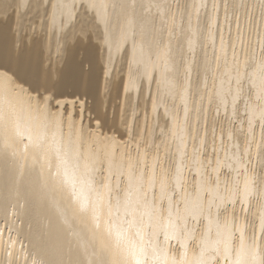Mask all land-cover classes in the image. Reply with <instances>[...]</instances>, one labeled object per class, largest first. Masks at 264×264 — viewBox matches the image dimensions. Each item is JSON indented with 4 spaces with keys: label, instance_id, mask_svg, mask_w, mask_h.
<instances>
[{
    "label": "bare ground",
    "instance_id": "6f19581e",
    "mask_svg": "<svg viewBox=\"0 0 264 264\" xmlns=\"http://www.w3.org/2000/svg\"><path fill=\"white\" fill-rule=\"evenodd\" d=\"M132 2L133 0H0V12H4L3 15L11 14H6L4 9H13L12 15L6 16L10 26L4 27V23L0 25V64L3 65L0 71L8 72L17 84L23 83L29 91L33 87L55 82L64 93L57 99L69 100L67 108L73 114L76 111H73L76 107L73 105V97H78V100H83L84 96L91 98L89 109L96 116V119H91L100 120L101 124L98 122L92 129L93 120L91 125H88L89 121L83 122V111L78 109L80 114H74L83 125L85 140H88L89 132L99 134L94 137L97 140L94 147L103 148L108 142L100 137L114 138L118 144L111 147L115 149L117 157L130 154L134 163L139 158L142 165L147 166L145 171L153 165V158L158 156L159 163L165 167L173 161L179 163L185 181L190 182L199 179L198 168L193 164L194 151L198 154L197 158L213 161L208 168V172H211L217 158L221 162H232L231 158L239 153V149L233 145L242 148L244 142L251 141L253 137L255 143H260L264 136V128L260 127L262 122L258 117L253 119L250 133L248 119L251 113L245 110V101L249 95L255 99V84L244 79L235 114L231 97L226 98V110L216 95L219 80L216 82L217 88L214 89L211 72H206L204 68L206 61L209 67L212 66L213 47L205 42L196 49L194 56H190L187 44L181 36V29L187 27L186 21L177 15L173 22L172 17L177 11L176 4L190 5L192 0H134L135 7H127ZM239 2L240 0H228L229 23L234 15L238 16L243 29L245 15L248 14L254 16L255 23L259 24V0H248L249 3H256L255 8L246 11L237 8L234 12L232 5ZM208 11L211 13V0ZM203 15L201 12V17ZM217 16L218 27L224 31L222 8ZM129 19L131 24L128 23ZM26 29L30 33L28 37L34 34L36 36L25 45L22 40ZM167 29L173 30L167 67L175 70L176 81L184 82V65L191 62L188 72L191 87L187 94L180 88L172 87L161 76L165 65L157 59L156 52L169 39ZM89 30L94 41H98L99 59L96 60V55L92 54L88 58V69H83V65L80 67L74 58L72 46L67 47V43H70L76 33L82 36L88 34ZM232 31L234 34V25ZM224 34L227 38L226 31ZM243 52L254 57L258 64L261 55L259 40L254 36L251 47L246 44ZM219 54L217 43L215 55ZM236 54L241 60L244 59L239 45ZM231 59L229 52V62ZM253 71L255 69L247 70L248 73ZM205 83L207 87L204 86ZM6 88L11 89V86L7 85ZM197 88L199 94L192 96ZM186 95L188 122L191 125V136L195 140L190 139L189 134L184 131ZM109 102H116L113 104L114 108L110 104L113 110L106 108L111 113L113 111L110 118L104 116L107 114H103L106 109H102ZM26 105V97L14 89L0 93V107L6 110L9 106L22 109ZM210 108L226 115L225 122L218 131L214 129V120L207 115ZM21 116L23 124V112ZM174 117L177 118L175 122ZM99 125L103 127L102 132L101 128L98 129ZM203 125L207 127L201 132L200 127ZM228 133H231V139ZM4 135V130L0 128V143ZM8 135L14 136L11 126L8 127ZM181 136L187 145L183 159L177 152ZM252 151L254 153L255 149ZM251 159L252 166L259 168V158L253 154ZM118 163L117 159L114 166ZM49 164L50 171L54 173L57 165L54 156L49 157ZM103 167L106 168V165ZM48 176V169L42 175L39 166H34L31 161L22 165L18 157H9L7 162L0 160V264H47L52 259L77 261L82 258L78 245L92 237L95 231L94 222L89 215L76 211L70 190L54 188ZM112 179L122 184L125 177L113 176ZM185 181H181L182 187L176 190L177 193L184 191ZM169 182L173 185L176 183L174 165ZM153 191L158 194V189ZM193 192L194 188L188 186L189 197ZM160 239L163 240V235ZM106 242L111 243L107 240ZM170 245L176 246V241H170ZM92 251L89 247L85 255L91 258Z\"/></svg>",
    "mask_w": 264,
    "mask_h": 264
},
{
    "label": "snow or ice",
    "instance_id": "6c2138e0",
    "mask_svg": "<svg viewBox=\"0 0 264 264\" xmlns=\"http://www.w3.org/2000/svg\"><path fill=\"white\" fill-rule=\"evenodd\" d=\"M127 7L134 8V0ZM232 7L235 12L237 8L246 11L257 5L240 0ZM258 7L259 24L255 23L254 16L246 14L243 29L238 16L234 15L229 23L228 0L219 3L211 0V13L208 11L209 0H192L190 5L177 3L176 14L172 17L173 22L177 15L186 21L187 27L181 29V36L190 56H194L196 49L205 42L213 47L212 66L209 67L206 61L204 68L211 72L214 89L219 80L216 95L226 110V98L231 97L235 114L244 79L255 84V99L249 95L245 101V110L251 113L248 119L250 133L253 119L257 117L262 122L260 127L264 128V0H259ZM221 8L227 38L218 27L217 12ZM128 23L132 21L129 19ZM232 25L235 26L234 34ZM167 32L168 41L156 52L157 59L165 65L161 76L172 87L187 94L191 87L188 79L191 62L184 65V82L176 81L175 70L167 67L173 30L167 29ZM254 36L259 40L261 53L258 64L254 57L243 52L246 44L251 47ZM217 43L219 56L215 55ZM238 45L243 60L236 54ZM250 68L255 71L248 73ZM7 85L26 97L27 105L22 109L0 107V128L5 133L0 143V160L7 162L9 157H18L22 165L31 161L34 166H39L42 175L48 169V179L53 187L68 188L76 211L89 215L94 222L92 237L78 245L81 259H52L47 264H264V136L258 144L253 137L251 141L246 140L242 148L233 145L239 153L231 158L232 162H221L217 158L211 172L208 168L213 161L197 158L194 151L193 164L198 168L199 179L189 182L185 181L182 167L175 161L165 167L156 156L153 165L145 171L147 166L142 165L139 158L134 163L130 154L117 157L111 147L118 144L114 138L100 137L108 143L103 148L94 147L97 145L94 137L99 134L89 132L88 140H85L83 125L76 118L78 114L68 111V101L57 99L64 93L55 82L29 91L23 83L17 84L8 72L0 71V93L11 90L6 88ZM198 94L199 88L192 96ZM185 100L184 131L195 140L188 122L187 95ZM176 119L174 117V122ZM9 126L13 128L14 136L8 135ZM228 135L231 139V133ZM186 147L181 136L177 147L181 159L186 155ZM253 154L259 158V168L252 166ZM50 156L57 161L54 173L50 171ZM117 159L119 163L114 166ZM173 165L174 185L169 182ZM113 176H123L125 180L122 184L117 183ZM181 181H185L184 191L177 193L176 190L182 187ZM188 186L194 188L191 197L187 193ZM155 189L158 194L153 191ZM174 196L178 198L173 199ZM170 241H176V246H171ZM89 247L93 250L91 258L85 255Z\"/></svg>",
    "mask_w": 264,
    "mask_h": 264
},
{
    "label": "rangeland",
    "instance_id": "374dc122",
    "mask_svg": "<svg viewBox=\"0 0 264 264\" xmlns=\"http://www.w3.org/2000/svg\"><path fill=\"white\" fill-rule=\"evenodd\" d=\"M220 2V0H218L217 1V3H219ZM8 10V9H7ZM7 10H5L4 9V11H5V13L6 14H8V13H11V14H8L9 16H11L12 15V13H13V9H12V11H11V9H9L8 10V12H6ZM4 13V12H3ZM3 13H1L0 12V25H2L3 23H4V27H6V26H10V25H8L9 23V21L8 20H6L7 19V17H8V15H3ZM1 14L3 15V16H1ZM7 16V17H6ZM3 17V18H2ZM3 20V21H2ZM8 23V24H7ZM28 29H26V32H24L23 34L26 36H24V38H23V44H28V40L30 41V39L33 37V38H35L34 36H36L35 34L34 35H32L31 37L29 36L28 37V35L30 34H28V31H27ZM91 33V31L89 30L88 31V34L86 33L85 35H86V37H85V35H82V36H80V33H76L75 34V36L73 37V39L72 40H74L73 41V43H72V40L70 41V43L68 42L67 43V47L68 46H72V50H73V55H74V58L77 60V62L80 64V67L81 68H83V69H88V67L87 66H89V60H88V58L89 57H92V54H93V56H95L94 58L96 59V60H98L99 59V47H98V41L96 40V41H94V38H93V35H92V33ZM84 36V37H83ZM32 38V39H33ZM82 38V39H81ZM85 38H86V42H85ZM78 40H80V41H78ZM82 41V42H81ZM86 43V45H85V43ZM81 42V43H80ZM79 43V44H78ZM73 44V45H72ZM76 46V47H75ZM82 50V51H81ZM77 53V54H76ZM86 55V57H84ZM90 55V56H89ZM77 57V58H76ZM78 57H80V58H78ZM86 58V59H85ZM82 59V60H81ZM84 60V61H83ZM84 63V64H83ZM99 65H101V64H99ZM60 66V65H59ZM85 66V67H84ZM61 67V66H60ZM58 69H60V68H58ZM58 71V70H57ZM56 78H57V74H56V76H55ZM100 95L98 94V97H99ZM85 98V99H84ZM84 98H83V100L81 99V100H78V97H73V100L72 101H74V104L73 105H75L74 107L75 108H73V111H75L77 114H80V112H84V114H83V112H82V120H83V122H85V123H87L88 121H89V123H88V125H91V123H92V120L95 118L96 119V116L94 115V113H92V110H90L89 109V107H90V104H91V98L89 99L88 97H86V96H84ZM100 102H101V98L99 97V99H98ZM116 100H118L119 101V99H116ZM115 100V101H116ZM69 101V100H68ZM82 101H83V104H82ZM70 102V101H69ZM68 102V103H69ZM80 102V103H79ZM109 104V105H108ZM107 105H106V107L105 108H102V109H106L107 107L108 108H110V110H113V108H114V106H113V104L115 105L116 104V102L115 103H111V102H109ZM110 104L112 105V107H110ZM81 105V106H80ZM99 105H100V103H99ZM69 106V104L67 105V107ZM77 108V109H76ZM83 108V109H82ZM112 108V109H111ZM75 109V110H74ZM80 110V112H79V110ZM90 110V112H89V110ZM78 110V111H77ZM88 110V111H87ZM103 110V111H104ZM108 110V111H107ZM109 109H106V111H104V113L103 114H108L109 113V115H104V116H108L109 118L110 117H112L111 115H113L112 113H113V111H112V113H111V111H110ZM75 112H74V114H75ZM101 112H102V110H101ZM88 113H89V115H88ZM224 113V112H223ZM223 113H217L213 108H210L209 109V111H208V117L210 118V119H212V120H214V122H215V127H214V129H215V131H218L221 127H222V125L224 124V122H225V119H226V115H225V113L223 114ZM83 115H85L84 117H83ZM93 115L95 116V117H93ZM87 118V119H86ZM91 118H93V119H91ZM85 119V120H84ZM89 119V120H88ZM97 121V120H96ZM95 120H93V123H92V125H91V128L93 129V126L95 125V124H97L98 122L101 124V122H100V120L99 121H97L96 122ZM94 122H96V123H94ZM98 123V124H99ZM207 127V125H203V126H201L200 127V131L201 132H204V130H205V128ZM101 128V129H100ZM102 128L103 127H100V125H99V128L98 129H100V132H102ZM91 129V130H92ZM205 151L207 150L206 148L204 149Z\"/></svg>",
    "mask_w": 264,
    "mask_h": 264
}]
</instances>
